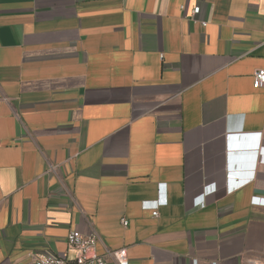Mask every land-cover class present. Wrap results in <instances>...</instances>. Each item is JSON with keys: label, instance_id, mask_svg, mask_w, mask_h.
Listing matches in <instances>:
<instances>
[{"label": "crops", "instance_id": "obj_1", "mask_svg": "<svg viewBox=\"0 0 264 264\" xmlns=\"http://www.w3.org/2000/svg\"><path fill=\"white\" fill-rule=\"evenodd\" d=\"M256 70L264 0H0V264H264Z\"/></svg>", "mask_w": 264, "mask_h": 264}, {"label": "built area", "instance_id": "obj_2", "mask_svg": "<svg viewBox=\"0 0 264 264\" xmlns=\"http://www.w3.org/2000/svg\"><path fill=\"white\" fill-rule=\"evenodd\" d=\"M200 12L199 7L192 10V16H197ZM203 27L206 23L201 22ZM252 86L254 89H264V70H256L252 74ZM257 139H259L257 137ZM255 203L264 205V200L254 199ZM162 199L158 200L156 205H160ZM198 205L191 207L186 212L187 214L197 208ZM200 206V204H199ZM152 216H157V211L152 212ZM123 226H127L125 219L121 220ZM99 237L96 233L90 235H82L78 231H70L66 237L68 246L76 251L74 258L75 264H128L127 253L125 249L105 250L103 255H98L95 251ZM28 264H68L64 257L55 256L53 254H44L33 257Z\"/></svg>", "mask_w": 264, "mask_h": 264}, {"label": "water", "instance_id": "obj_3", "mask_svg": "<svg viewBox=\"0 0 264 264\" xmlns=\"http://www.w3.org/2000/svg\"><path fill=\"white\" fill-rule=\"evenodd\" d=\"M251 139H252V140H253V139H254V140H257V136H255V137H250V136H248V137H247V136H246V137H244V136H238V137H234V138H233L234 141H237V142H243V143H244V142H248V141L251 140ZM196 183H198V182L196 181Z\"/></svg>", "mask_w": 264, "mask_h": 264}]
</instances>
